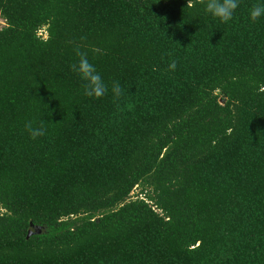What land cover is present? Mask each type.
<instances>
[{
	"label": "trees",
	"instance_id": "16d2710c",
	"mask_svg": "<svg viewBox=\"0 0 264 264\" xmlns=\"http://www.w3.org/2000/svg\"><path fill=\"white\" fill-rule=\"evenodd\" d=\"M258 2L0 0V264H264Z\"/></svg>",
	"mask_w": 264,
	"mask_h": 264
},
{
	"label": "clouds",
	"instance_id": "9594fccd",
	"mask_svg": "<svg viewBox=\"0 0 264 264\" xmlns=\"http://www.w3.org/2000/svg\"><path fill=\"white\" fill-rule=\"evenodd\" d=\"M186 6L192 7V0H187ZM239 6L240 0H203L205 15L219 21L221 24L231 22ZM248 16L251 22H256L261 17H264V0H259L249 10ZM77 55L79 57L78 62L71 65V70L83 81V94L92 99L103 98L108 93L109 86L97 71L96 66L89 61L87 53L77 52ZM176 67V61L173 60L168 65V70L175 71ZM111 92L116 99L122 95V88L118 82L112 84ZM24 127L33 140L44 136L46 133L43 123L39 126H34L32 121H28Z\"/></svg>",
	"mask_w": 264,
	"mask_h": 264
},
{
	"label": "rangeland",
	"instance_id": "374dc122",
	"mask_svg": "<svg viewBox=\"0 0 264 264\" xmlns=\"http://www.w3.org/2000/svg\"><path fill=\"white\" fill-rule=\"evenodd\" d=\"M3 25H4V21L0 18V28L1 27H3ZM141 185H139L138 187H136L133 191H132V193H131V195L133 196V197H135V196H140V195H142L143 196V194H141L140 192H141Z\"/></svg>",
	"mask_w": 264,
	"mask_h": 264
},
{
	"label": "built area",
	"instance_id": "2783aa9c",
	"mask_svg": "<svg viewBox=\"0 0 264 264\" xmlns=\"http://www.w3.org/2000/svg\"><path fill=\"white\" fill-rule=\"evenodd\" d=\"M38 34H39V35H42L43 37H45V32H44L43 30H39V31H38Z\"/></svg>",
	"mask_w": 264,
	"mask_h": 264
},
{
	"label": "water",
	"instance_id": "95a60500",
	"mask_svg": "<svg viewBox=\"0 0 264 264\" xmlns=\"http://www.w3.org/2000/svg\"><path fill=\"white\" fill-rule=\"evenodd\" d=\"M36 229H37V231H40L39 228H36ZM30 231L32 232V230H30Z\"/></svg>",
	"mask_w": 264,
	"mask_h": 264
}]
</instances>
